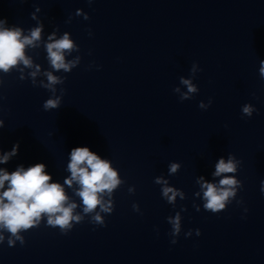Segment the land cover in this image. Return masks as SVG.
<instances>
[{"label": "clouds", "instance_id": "clouds-1", "mask_svg": "<svg viewBox=\"0 0 264 264\" xmlns=\"http://www.w3.org/2000/svg\"><path fill=\"white\" fill-rule=\"evenodd\" d=\"M89 4L94 0H87ZM31 13V19H37L36 12ZM81 13L78 11L77 15ZM89 19L87 14L83 17ZM43 24L38 22L36 27L28 30L24 34V29L19 26H8L7 20L0 19V73L9 74L12 70L21 73L20 80H24L25 69H34L28 72L32 85L42 87L53 93L54 98H48L43 103L45 111L58 109L61 106L62 96L65 89H60V96H55L56 85H63L66 77L53 75V71L70 73L73 68L80 63V57L73 60H66V55H71L73 51H79L77 45L69 38L65 32L59 39H56L55 32L47 37L44 44L47 53V60L52 71H45L43 75L47 82L41 80L37 83L36 77L41 73L40 65L33 64L32 59L26 55V48H38L40 46ZM89 35L92 33L89 30ZM197 65L194 63L191 74L195 77ZM201 71V69H199ZM259 75L264 79V61L260 62ZM0 83H3L0 80ZM180 84L186 87L187 91L182 92L179 87L173 89L179 93L181 101L191 99L199 89L193 84L191 78H180ZM212 104L209 98L208 103L201 101L199 108L207 110ZM256 111L252 104L242 106V114L251 117ZM4 127V120L0 119V129ZM19 143L13 145L11 151L0 154V164H6L18 154ZM241 161L235 159L229 154L227 161L221 157L213 172L214 177H222L218 184L205 181L203 177L197 180L200 185L203 198V208L212 213H219L226 208V204L231 202L237 194V188L242 187V182L238 181L235 176L223 175L236 173L237 166ZM180 168L178 163H170L169 175L177 173ZM44 163H36L25 168L20 165L15 171L9 172L0 168V244L4 243L5 235L9 247L16 245L17 241L21 245L25 243V238L21 234L30 229L38 227L43 221L46 225L59 228L61 233L67 234L76 224L82 223L85 217L89 218L90 223L105 226L106 214H111L114 210L113 193L124 183L118 175V171L112 167L108 159H102L97 153L91 151L89 147H74L69 154L67 171L70 173L63 181V184L52 182V176L46 172ZM156 184L162 185L161 195L169 203L174 204L176 197L179 195L184 199V194L168 186V181L162 177H156ZM7 185V186H6ZM65 185L73 189V194L79 198V204L66 193ZM75 185V187H73ZM129 193H134L135 188L129 187ZM201 192L195 195L200 196ZM261 192L264 193V180L261 181ZM243 203V201H238ZM197 211H200L198 205H193ZM134 211H139L138 204L132 205ZM80 208V211H77ZM186 209H182L184 211ZM245 212L247 209L245 208ZM168 222L172 225L170 235L173 237L172 244H175L181 231V216L176 213L174 217H168ZM195 233L199 236L200 230L196 229ZM192 235L189 230L185 236Z\"/></svg>", "mask_w": 264, "mask_h": 264}]
</instances>
